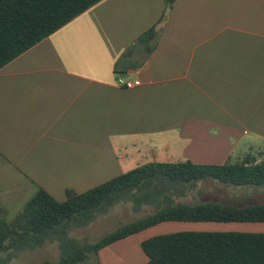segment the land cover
Masks as SVG:
<instances>
[{
    "label": "crops",
    "instance_id": "crops-1",
    "mask_svg": "<svg viewBox=\"0 0 264 264\" xmlns=\"http://www.w3.org/2000/svg\"><path fill=\"white\" fill-rule=\"evenodd\" d=\"M154 27L147 51L138 39ZM123 76L141 84L121 86ZM261 151L264 0H177L168 10L165 0H101L0 69L8 223L41 189L64 201L67 190L149 163L221 165ZM154 190L140 192L138 206L118 203L116 214L127 205L141 219L168 206L264 204V187L214 180L182 195ZM191 231L264 233V223L166 221L102 248L99 261L149 264L145 240Z\"/></svg>",
    "mask_w": 264,
    "mask_h": 264
},
{
    "label": "trees",
    "instance_id": "trees-1",
    "mask_svg": "<svg viewBox=\"0 0 264 264\" xmlns=\"http://www.w3.org/2000/svg\"><path fill=\"white\" fill-rule=\"evenodd\" d=\"M100 1L0 0V69ZM176 1L165 0L166 9L172 8ZM157 37L154 27L138 41L151 51ZM205 180L229 187H264V152L248 153L236 163L221 165H198L190 161L149 163L84 193L67 190L64 201L41 189L10 223L0 207V253L58 242L59 264H85L91 257L93 264H101L98 254L102 248L162 222L264 223V204L177 205L125 223L96 243L81 245L69 236L73 228L90 225L118 203L131 200L136 192L153 187L155 194L172 191L182 195ZM142 247L149 264H264V233L178 232L149 238Z\"/></svg>",
    "mask_w": 264,
    "mask_h": 264
},
{
    "label": "rangeland",
    "instance_id": "rangeland-1",
    "mask_svg": "<svg viewBox=\"0 0 264 264\" xmlns=\"http://www.w3.org/2000/svg\"><path fill=\"white\" fill-rule=\"evenodd\" d=\"M143 196V193H134L131 198V203L138 206L141 204ZM127 206L124 207L126 210L124 214H116V210H118L116 205V207H113L110 211L100 214L90 225L81 228H73L69 236L81 245L96 243L108 233L116 230L119 226L140 219L139 217H141V214L136 211L132 212V210L129 209L130 205ZM143 215L144 214H142V216ZM60 258L61 250L58 242H48L44 246L35 249H27L13 253H0V264H44L46 262L59 264ZM92 262L93 260L91 257L84 263L90 264Z\"/></svg>",
    "mask_w": 264,
    "mask_h": 264
},
{
    "label": "built area",
    "instance_id": "built-area-1",
    "mask_svg": "<svg viewBox=\"0 0 264 264\" xmlns=\"http://www.w3.org/2000/svg\"><path fill=\"white\" fill-rule=\"evenodd\" d=\"M118 83L121 86H124V87L130 89V88H134L136 86H139L141 84V80H139V79L133 80L130 77L123 76V77L119 78Z\"/></svg>",
    "mask_w": 264,
    "mask_h": 264
}]
</instances>
